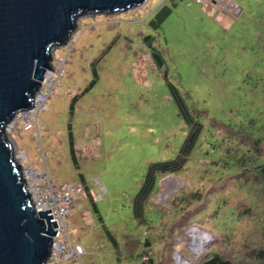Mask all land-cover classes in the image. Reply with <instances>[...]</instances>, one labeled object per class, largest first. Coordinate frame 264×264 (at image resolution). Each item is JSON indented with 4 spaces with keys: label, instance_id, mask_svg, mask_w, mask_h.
Returning <instances> with one entry per match:
<instances>
[{
    "label": "rangeland",
    "instance_id": "obj_1",
    "mask_svg": "<svg viewBox=\"0 0 264 264\" xmlns=\"http://www.w3.org/2000/svg\"><path fill=\"white\" fill-rule=\"evenodd\" d=\"M160 8L168 12L152 28ZM149 47L158 53V67ZM50 53L52 66L63 63V75L37 113L39 137L19 125L5 136L14 152L24 151L32 166L45 169L54 188L82 184L69 217L71 235L84 249L82 264L147 258L176 264L174 251L183 264H193L207 250L252 264L243 262V245L260 238L263 205L224 163L242 145L209 118L233 130L253 118V128L263 129L264 0H146L126 11L83 14L67 42ZM91 80L69 112L71 96ZM167 82L203 130L183 166L158 177L139 224L131 204L147 166L173 158L187 131ZM248 207L252 212L242 215ZM192 226L211 237L199 254L188 244L177 249Z\"/></svg>",
    "mask_w": 264,
    "mask_h": 264
},
{
    "label": "water",
    "instance_id": "obj_2",
    "mask_svg": "<svg viewBox=\"0 0 264 264\" xmlns=\"http://www.w3.org/2000/svg\"><path fill=\"white\" fill-rule=\"evenodd\" d=\"M144 1L0 0V264H45L56 227L49 209L36 212L31 205L5 124L32 105L52 70L51 47L67 42L79 16L126 11Z\"/></svg>",
    "mask_w": 264,
    "mask_h": 264
},
{
    "label": "trees",
    "instance_id": "obj_3",
    "mask_svg": "<svg viewBox=\"0 0 264 264\" xmlns=\"http://www.w3.org/2000/svg\"><path fill=\"white\" fill-rule=\"evenodd\" d=\"M168 12V9L160 8L153 15L152 19L149 21V24L152 28L157 27L159 22L163 19L165 14ZM147 38V37H144ZM150 39V38H149ZM145 41V40H144ZM147 46H149V40L146 41ZM151 57L154 64L158 67L160 65V60L158 53L151 47ZM93 80L89 82L81 91L80 94H74L71 96L69 101V112L72 113L73 105L77 100L79 95H82L86 92L92 85ZM167 86L172 94V98L176 103L177 113L183 119L184 123L187 126L186 134L182 140L181 145L178 148L176 155L164 161L152 162L147 166L146 172L143 176L141 184L133 196L131 209H132V218L137 219L139 224H142L145 220V213H143L144 206L149 202V196L155 191L156 182L158 177L165 175L167 173L178 171L183 164L186 162L188 155L191 150L194 148L198 136L203 130V122L200 119H196V113L192 110H189L187 106L182 102L177 90L174 86L167 82ZM264 108V107H263ZM263 116L261 117L264 121V109ZM203 117L206 113L204 110H197ZM197 113V114H198ZM201 117V118H203ZM211 124L210 126H221L226 127L225 130L229 129L230 132H227L230 136L232 135L237 139V143L242 145L244 149L242 152L238 151L231 154L230 157L224 162L225 165L229 164L230 169L237 171V178H241L243 181V186L246 189L248 186L252 191V195L256 198L255 201L260 202L262 211H264V124L262 121L263 129L256 130L253 128L254 119H248V124H239L236 129H232L231 126L225 124L222 121H218L213 118H209ZM242 125V126H241ZM69 148L72 160H74L73 154V143L72 136L69 132ZM226 167V166H225ZM92 201V199H91ZM156 207V206H155ZM247 209V210H246ZM245 212L242 215L251 213V207L244 208ZM240 213H234V217H241ZM225 217V216H224ZM226 218V217H225ZM98 219L101 220V217L98 216ZM230 219V217H229ZM224 220V224H229ZM221 229V228H218ZM260 238L255 244H244V263L252 264H264V225L260 232ZM109 235V234H108ZM110 241L117 249V244L114 242V239L110 236ZM148 244L147 242L145 243ZM143 264H153L152 259L147 258ZM193 264H238L233 262L232 258H228L221 254L218 251L207 250L204 254L199 256Z\"/></svg>",
    "mask_w": 264,
    "mask_h": 264
},
{
    "label": "built area",
    "instance_id": "obj_4",
    "mask_svg": "<svg viewBox=\"0 0 264 264\" xmlns=\"http://www.w3.org/2000/svg\"><path fill=\"white\" fill-rule=\"evenodd\" d=\"M227 7L234 8L231 3L227 4ZM62 66L63 63L58 60V66H52L53 71H46V76L43 75L40 85L33 94L32 105L14 113L4 126V133L17 130L19 125L21 131L29 132L31 137H39L37 113L45 109L46 99L63 75ZM14 148L13 145V150ZM45 155L46 152H41L42 159ZM14 158L21 166V177L34 210L37 212L49 209L46 213L51 216L49 221H54L56 225L52 228L55 232L51 235L50 252L45 264H82L81 256L84 249L73 239L69 230V217L78 205L83 192L82 184L65 182L59 188H54L45 169L35 168L29 164L23 152H14Z\"/></svg>",
    "mask_w": 264,
    "mask_h": 264
},
{
    "label": "bare ground",
    "instance_id": "obj_5",
    "mask_svg": "<svg viewBox=\"0 0 264 264\" xmlns=\"http://www.w3.org/2000/svg\"><path fill=\"white\" fill-rule=\"evenodd\" d=\"M46 74H44V76H46ZM170 177H173V176H170ZM169 178L167 179L169 180ZM171 180L173 181L177 179L172 178ZM169 191L170 189L167 191H163L162 193H160L159 197L160 198L164 197L167 193H169ZM210 238L211 237L208 234V232H206L205 230H203L202 228L198 226H192L188 229V232L185 235H182L181 238L178 240L177 249L181 248L184 244H188L194 249L196 253L198 252L200 253V251L204 248L203 244L208 243ZM174 257L176 260V264H183V262L180 260V257L176 251L174 253Z\"/></svg>",
    "mask_w": 264,
    "mask_h": 264
},
{
    "label": "crops",
    "instance_id": "obj_6",
    "mask_svg": "<svg viewBox=\"0 0 264 264\" xmlns=\"http://www.w3.org/2000/svg\"><path fill=\"white\" fill-rule=\"evenodd\" d=\"M23 153L25 154V157H27L26 160L30 163V159L28 158V154L25 153L24 151H23ZM30 164H31V163H30ZM39 168H40V167H39Z\"/></svg>",
    "mask_w": 264,
    "mask_h": 264
}]
</instances>
